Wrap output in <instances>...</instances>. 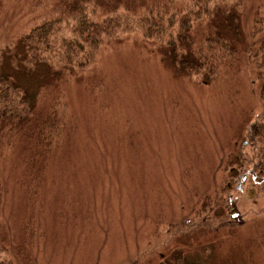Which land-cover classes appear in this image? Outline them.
Here are the masks:
<instances>
[{"label": "rangeland", "instance_id": "1", "mask_svg": "<svg viewBox=\"0 0 264 264\" xmlns=\"http://www.w3.org/2000/svg\"><path fill=\"white\" fill-rule=\"evenodd\" d=\"M237 1L213 11L239 20L242 52L206 84L142 36L126 14L137 3L100 36L93 61L65 71L54 50L45 64L18 43L43 6L0 0V58L13 57L14 74L31 70L20 81L38 96L14 136H48L55 119L48 148L17 137L0 151V264H162L175 251L186 264H264V173L237 176L258 171L263 148L250 130L264 126V106L244 53L259 0ZM71 31L61 24L52 37Z\"/></svg>", "mask_w": 264, "mask_h": 264}, {"label": "trees", "instance_id": "2", "mask_svg": "<svg viewBox=\"0 0 264 264\" xmlns=\"http://www.w3.org/2000/svg\"><path fill=\"white\" fill-rule=\"evenodd\" d=\"M133 1L31 0V8L38 9L37 7L43 6L40 7L43 9V16L40 23L19 36L18 43L24 44L34 57L37 56L45 64L53 60L50 57L52 49L58 55L57 61H52L55 66L65 71L82 68L90 60H94L96 44L102 40L100 36L117 27L121 19L119 11L125 7L129 8V4L137 3L133 14H126L137 20V27L145 39H153L159 43L161 50L170 58L171 65L180 72L186 71L188 75H195L208 84L217 76H221L222 71L231 69L232 64H237L238 50L242 52L239 43L243 40L240 22L233 15H217L219 10L213 11L214 7L225 5L226 0ZM239 2L241 0L237 1ZM242 4L241 2V6ZM68 22L72 23L70 36L63 34L59 39L52 37L53 29ZM252 22L249 37L244 42V53L254 70V78L258 81V94L264 106V0H259L256 4ZM127 24L130 23H125L124 26ZM111 36L114 35L109 33V37ZM14 43L17 44L15 41ZM78 54L80 59H77ZM12 59L13 57L7 62L3 57L0 58V119L4 127L0 130V151L3 146L8 145L11 138L17 137L19 141L24 142L32 138L36 141L38 139L41 145L48 148L54 143L51 139L55 136V132L50 135L52 126L55 125V119L50 118L52 115L46 120L49 124L46 127V130L49 128L48 136L41 130L31 134V129L26 131L25 128L16 131L20 133L21 138L14 136L15 128L21 126L25 119L35 115L38 96L36 93H30L25 87L27 84L20 81L23 77L29 79L31 70L24 69L16 74L12 73L13 69L8 66L14 67ZM43 63L39 62L38 65L42 66ZM45 77L36 80L42 79V83H48ZM60 126L63 127V124ZM260 128L264 126L252 125L250 128L263 144L259 162L255 166L258 171L253 174L247 168L240 169L237 176L241 175L243 180L249 178L252 181V178L264 173V130ZM3 131L8 132L9 139L6 143L1 134ZM53 140L55 141V137ZM232 164L235 165V161ZM42 168L40 165L39 170ZM26 169L30 174L32 166H26ZM234 170L238 169L232 168L233 175L236 174ZM3 192L0 183V206ZM219 218L217 216V219ZM183 258L185 257L181 252L175 251L170 253L162 264H174L172 261L176 264H186Z\"/></svg>", "mask_w": 264, "mask_h": 264}]
</instances>
